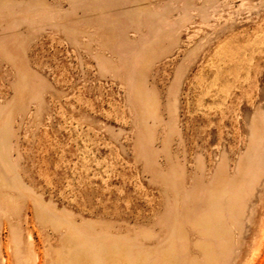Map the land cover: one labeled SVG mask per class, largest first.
Masks as SVG:
<instances>
[{
    "label": "rangeland",
    "instance_id": "obj_1",
    "mask_svg": "<svg viewBox=\"0 0 264 264\" xmlns=\"http://www.w3.org/2000/svg\"><path fill=\"white\" fill-rule=\"evenodd\" d=\"M17 93L26 264H264V0H0L1 111Z\"/></svg>",
    "mask_w": 264,
    "mask_h": 264
},
{
    "label": "bare ground",
    "instance_id": "obj_2",
    "mask_svg": "<svg viewBox=\"0 0 264 264\" xmlns=\"http://www.w3.org/2000/svg\"><path fill=\"white\" fill-rule=\"evenodd\" d=\"M4 51V50H3ZM8 53V52H7ZM145 75V74H144ZM146 76V75H145ZM144 78V77H143ZM145 80V79H144ZM147 80V79H146ZM136 84V83H135ZM134 84V86H135ZM140 84V83H139ZM146 87H148V85H146ZM149 96H150V99L152 100V105H151V109H150V113L154 116L155 120L157 121V125L158 124H161L162 122V115L161 113L159 112V104H160V101H159V96L156 92L155 89L153 88H149ZM174 94V93H173ZM135 96V94H134ZM22 95L17 93L16 95V99L12 102H10L9 104L7 105H4L5 108H2L3 110L1 111L0 110V131H1V134H3V139L5 141V143H8V148H11L13 147L12 145V140H11V137H12V134H13V108H15L16 106H23L24 104V100H22ZM138 97V96H136ZM141 97V96H140ZM137 100H141V99H137ZM142 101V100H141ZM146 104V103H145ZM171 104V102H170ZM25 105V104H24ZM144 105V104H143ZM142 107V106H141ZM144 108H145V105H144ZM170 109V113H174V110H173V107L169 108ZM144 110V109H143ZM15 111V110H14ZM146 114V112H145ZM149 114V112H148ZM138 118H139V122L141 121V123L143 122L141 119H140V115L138 113ZM139 123V126H140V131H141V135H142V138H143V141L145 143H152L153 141V138H154V133L149 131L143 124ZM176 130V127L174 125V123H171L167 126V137H170ZM166 142V141H165ZM2 143V142H1ZM167 145V143H166ZM5 146V147H7ZM165 147V146H164ZM4 148V147H3ZM2 148V149H3ZM7 149V148H6ZM5 149V150H6ZM12 150V149H11ZM1 151V150H0ZM9 151V150H8ZM5 153V152H4ZM12 154V153H11ZM8 155H1L0 154V160L3 162L2 165H4L5 169L7 170V172L9 173V175H11V177L9 178H6L5 176H3L2 172H0V220L2 217H6L10 223V226H11V235H12V241H13V245H14V248H15V252L17 253V256H18V264H26L29 260V256L28 254L25 252V248L22 244V232H21V222H22V214H23V200H24V195H26L29 191V188L26 186V183H24L22 181V179H18V174L16 172L15 174V171L14 169H17V164H16V161L15 159L13 158V156L11 155L12 157V161L9 159ZM1 168V167H0ZM3 170V169H2ZM6 172V173H7ZM7 173V174H8ZM21 178V177H20ZM226 182V181H225ZM223 184V187H227L228 188V185H225ZM220 188L222 185H219ZM219 186H218V189H219ZM222 187V188H223ZM219 189L217 190V188H213L211 187L208 191V204H209V207H208V212L204 215V216H201L199 219H197V225L198 226H202V225H205V222H213L217 229L214 230L215 227H212L211 226V232H214L212 233V237L213 239L214 238H218L220 235H224L223 233L220 234V229L219 228H222L221 226H219L220 224V219L219 217L220 214H222L221 211H225V208L224 210L223 209V205H221V207L218 205V191H222L224 192L223 190ZM225 188V190L227 191L228 189ZM224 189V188H223ZM229 191V190H228ZM227 191V192H228ZM231 191V190H230ZM229 191V192H230ZM227 192H225L227 194ZM237 190L235 192V194H237ZM233 193V191H231V194ZM230 194V193H229ZM224 195V194H222ZM221 196V194H220ZM226 196H224L223 198H225ZM222 198V197H221ZM233 198V197H232ZM220 200V199H219ZM250 200V199H249ZM221 201H223L221 199ZM231 198H230V202L231 203ZM234 201V199H233ZM40 202L41 204L43 203V201L40 199ZM225 202V200L223 201ZM227 202V201H226ZM235 202V201H234ZM227 203V204H229ZM230 205V206H229ZM227 205L228 207V210L226 211V213L228 215H230L233 219H235V213H231L230 210L233 206H231V204ZM237 205V204H236ZM219 206V207H218ZM235 206V205H234ZM251 206V205H250ZM38 207V206H37ZM40 208V206L38 207ZM37 208V210H39ZM219 208L220 211H219ZM230 208V210H229ZM41 209V208H40ZM41 210L38 211V215L40 218H43L44 215L43 213L41 212ZM221 212V213H220ZM245 217V216H244ZM246 218V217H245ZM222 223V222H221ZM224 227V226H223ZM70 228V227H69ZM75 231H76V228H74ZM73 229V230H74ZM73 231V232H75ZM71 232V233H73ZM66 233V232H65ZM75 234V233H74ZM220 234V235H219ZM226 234V233H225ZM80 235V234H79ZM72 237V235H71ZM225 237V236H223ZM221 239V236L219 237ZM223 239V238H222ZM226 239V238H225ZM225 239H223L225 241ZM30 240V239H29ZM78 241V240H77ZM76 241V242H77ZM82 242V241H81ZM220 242V241H219ZM226 244V242H224ZM103 244V243H102ZM223 244V245H225ZM77 246V245H76ZM101 246V244H100ZM106 246V244H105ZM76 248V247H75ZM101 248V247H100ZM88 249V248H87ZM107 249V248H106ZM83 250V249H82ZM93 250V249H92ZM95 250H98V249H95ZM78 251V249H77ZM101 251V250H100ZM99 251V252H100ZM90 252V250H89ZM214 252V250H213ZM76 253V251H75ZM73 254V253H72ZM79 254V253H77ZM16 255V254H15ZM71 255V254H70ZM93 255V254H92ZM95 255V254H94ZM75 256V255H73ZM99 256V255H98ZM77 257V255H76ZM104 257V256H103ZM91 258V257H90ZM106 258V257H105ZM82 260V259H81ZM70 261H72V259H70ZM87 261V260H86ZM105 261V260H104ZM100 262V261H99Z\"/></svg>",
    "mask_w": 264,
    "mask_h": 264
}]
</instances>
